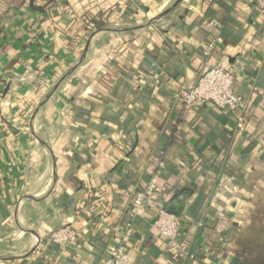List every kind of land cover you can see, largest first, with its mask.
Wrapping results in <instances>:
<instances>
[{
	"label": "crops",
	"instance_id": "0c3cea01",
	"mask_svg": "<svg viewBox=\"0 0 264 264\" xmlns=\"http://www.w3.org/2000/svg\"><path fill=\"white\" fill-rule=\"evenodd\" d=\"M208 65L238 112L181 104ZM151 181L134 263L264 264V2L0 0V264H105ZM172 207L173 242L153 225ZM63 227L81 242L51 244Z\"/></svg>",
	"mask_w": 264,
	"mask_h": 264
},
{
	"label": "built area",
	"instance_id": "2783aa9c",
	"mask_svg": "<svg viewBox=\"0 0 264 264\" xmlns=\"http://www.w3.org/2000/svg\"><path fill=\"white\" fill-rule=\"evenodd\" d=\"M259 1L261 3L264 2V0ZM212 24L215 25V22ZM221 44H223L221 38L213 40L208 46L207 54ZM234 85L235 77L231 72L220 65H208L195 85L181 88L179 99L183 107L187 110L197 109L205 103H212L223 113L238 112L241 106V100L234 90ZM237 126L239 132L246 130V123L243 116L238 117ZM161 166L163 167L164 164ZM157 190L156 184L151 181L146 188L133 194L129 210V216L132 222L136 219L146 218L147 209L156 195ZM153 225L164 240L173 242L179 238L183 222L180 217L174 216L166 210H161ZM115 232L120 236L121 240L105 264H136L131 260L128 253V246L133 236V228L128 225L123 232L121 229ZM81 240L80 233L70 227L60 228L54 231L49 237L51 244L61 247L77 245Z\"/></svg>",
	"mask_w": 264,
	"mask_h": 264
},
{
	"label": "trees",
	"instance_id": "16d2710c",
	"mask_svg": "<svg viewBox=\"0 0 264 264\" xmlns=\"http://www.w3.org/2000/svg\"><path fill=\"white\" fill-rule=\"evenodd\" d=\"M104 27V23H102L101 21H99V23L97 24V26L95 27L96 28V31L97 30H99V29H102ZM87 30V34L89 35V34H91L92 32L90 31V30H88V29H86ZM106 71V70H105ZM106 73L109 75V77H110V79H115V80H117V78L119 79V77H118V72L116 73V71H115V73L114 72H108V71H106ZM124 74V73H123ZM123 74L121 73V76H123ZM126 75H124V77H125ZM140 77H141V75H140ZM134 83V85H133V88H135L134 89V92H136V89H140V83H141V79L139 80V78L137 79V78H133V80H132ZM132 224V225H131ZM124 227H126V226H128V225H130L132 228H133V222L131 221V219L130 220H126L125 222H124ZM118 239H119V241L121 240L120 239V236H118ZM207 253L208 254H212L213 252H212V250H208L207 251ZM207 256H211V255H207Z\"/></svg>",
	"mask_w": 264,
	"mask_h": 264
},
{
	"label": "water",
	"instance_id": "95a60500",
	"mask_svg": "<svg viewBox=\"0 0 264 264\" xmlns=\"http://www.w3.org/2000/svg\"><path fill=\"white\" fill-rule=\"evenodd\" d=\"M166 15V14H165ZM164 15V16H165ZM84 58V57H83ZM83 58H82V60H83ZM168 213H170V214H172V215H176V216H178L179 214L173 209V207L172 208H170L169 210H168Z\"/></svg>",
	"mask_w": 264,
	"mask_h": 264
},
{
	"label": "bare ground",
	"instance_id": "6f19581e",
	"mask_svg": "<svg viewBox=\"0 0 264 264\" xmlns=\"http://www.w3.org/2000/svg\"><path fill=\"white\" fill-rule=\"evenodd\" d=\"M94 38V37H93Z\"/></svg>",
	"mask_w": 264,
	"mask_h": 264
}]
</instances>
